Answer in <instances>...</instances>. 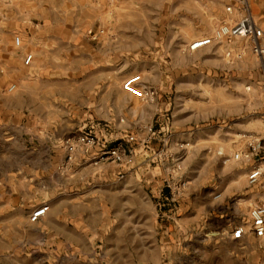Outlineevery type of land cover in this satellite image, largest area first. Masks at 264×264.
Here are the masks:
<instances>
[{
	"label": "rangeland",
	"instance_id": "1",
	"mask_svg": "<svg viewBox=\"0 0 264 264\" xmlns=\"http://www.w3.org/2000/svg\"><path fill=\"white\" fill-rule=\"evenodd\" d=\"M252 3L264 32V0ZM227 6L0 0V26L14 27L0 61V264H264V239H230L264 200V174L248 184L253 161L231 159L264 141V54L239 38L187 52L230 22ZM40 206L51 226L27 228Z\"/></svg>",
	"mask_w": 264,
	"mask_h": 264
},
{
	"label": "built area",
	"instance_id": "2",
	"mask_svg": "<svg viewBox=\"0 0 264 264\" xmlns=\"http://www.w3.org/2000/svg\"><path fill=\"white\" fill-rule=\"evenodd\" d=\"M235 1L243 13H246L238 21L232 25H222L219 27L210 37H203L193 41L188 45V53H194L209 47L213 43L221 42L225 38L239 37L245 38L252 44L253 52L258 55L264 54V49L262 48V42L264 41V32L261 28L257 27L247 10V0H233ZM232 7L227 6L225 12L227 14L232 13ZM16 48L21 46V40L19 37H15L13 40ZM32 60V55L27 54L23 59L24 65H29ZM80 143H84L83 139H79ZM114 155V153H110ZM264 141H256L250 144L244 151L236 152L232 156L234 162L246 161L251 162V168L246 175V180L248 184L256 183L262 177V165L264 162ZM263 160V161H262ZM48 207L40 206L34 212L31 213L29 217L30 223H36L41 220L47 213ZM246 226H236L230 234V239L232 241H240L247 234L251 235L253 238L261 240L264 239V200H261L256 206L250 209L247 216Z\"/></svg>",
	"mask_w": 264,
	"mask_h": 264
},
{
	"label": "crops",
	"instance_id": "3",
	"mask_svg": "<svg viewBox=\"0 0 264 264\" xmlns=\"http://www.w3.org/2000/svg\"><path fill=\"white\" fill-rule=\"evenodd\" d=\"M5 2H8V0H5ZM32 1H28V4L29 5H31L30 3H31ZM225 2H227V3H230V6L232 7V9H233V11H232V13L234 12V15L231 17V15H230V17H231V20H230V22H227V21H224L223 23H221V26L222 25H224V24H226V25H232V24H234L233 22H236V20L238 21V18L240 17V13L242 14L243 12H242V10L240 9V7H239V5L235 2V1H233V0H225ZM254 3H252V0H247V12H248V14H249V16L251 17V19H252V21H253V23L257 26V27H259V28H261L262 29V27H260L258 24H257V21L254 19V17H253V5ZM31 6H34V3L31 5ZM235 12H236V15H235ZM231 13V14H232ZM244 15L246 14V13H243ZM243 15V16H244ZM229 16V15H228ZM242 17V16H241ZM240 17V18H241ZM239 18V19H240ZM229 23H232V24H229ZM221 26H219V27H221ZM218 27V28H219ZM217 28V29H218ZM216 29V30H217ZM14 27L12 26V24H10L9 26H8V28L7 29H5V27H1L0 26V61L1 62H3V61H7V59H9L10 58V46H11V35L14 33ZM215 30V31H216ZM263 30V29H262ZM213 34V33H212ZM211 36V35H210ZM209 36V37H210ZM207 37V36H206ZM203 38V37H202ZM232 38H239V37H231V38H225V39H223L221 42H218V43H213L212 45H210L209 47H206V48H204V49H212V48H215V46H217V45H220L223 41H225V40H229V39H232ZM198 39H200V38H198ZM239 39H245V38H239ZM195 40H197V39H195ZM194 40V41H195ZM245 40H247V39H245ZM247 41H249V40H247ZM250 42V41H249ZM192 43V42H191ZM190 43V44H191ZM188 47V46H187ZM204 49H202V50H199V51H197V52H194L195 54L196 53H199V52H201V51H203ZM188 52V51H187ZM193 54V53H192ZM27 55V54H26ZM25 55V56H26ZM24 56V57H25ZM24 57H23V59H24ZM33 58V57H32ZM29 65H31V62L29 63Z\"/></svg>",
	"mask_w": 264,
	"mask_h": 264
},
{
	"label": "bare ground",
	"instance_id": "4",
	"mask_svg": "<svg viewBox=\"0 0 264 264\" xmlns=\"http://www.w3.org/2000/svg\"><path fill=\"white\" fill-rule=\"evenodd\" d=\"M207 1V0H206ZM209 3V2H208ZM14 44V43H13ZM216 44V43H215ZM262 48L264 47V41L262 42ZM14 46H15V44H14ZM204 51V50H203ZM202 51V52H203ZM198 55V54H197ZM182 57V56H181ZM183 59V58H182ZM185 59H186V56H185ZM186 61V60H185ZM232 162H234L233 160H232ZM231 169V168H230ZM261 171H262V176H263V174H264V166L261 168ZM239 182H240V179H239V181H238V184H239ZM55 208H57V207H55ZM54 209V208H53ZM29 211V210H28ZM48 212V211H47ZM53 214H55V213H53ZM51 215V214H50ZM50 215H49V213H46V215L42 218V221H43V224H45V225H47V226H51V218H50ZM19 218H20V220L21 221H23L24 220V224L26 223V213L24 212V211H20V213H19ZM44 218H47V219H45V221H44ZM47 220V221H46ZM22 223V222H21ZM30 222H28V223H26L27 225V228L28 227H31V226H33V224L31 225V224H29ZM52 226H54L53 224H52ZM30 230V229H29Z\"/></svg>",
	"mask_w": 264,
	"mask_h": 264
}]
</instances>
